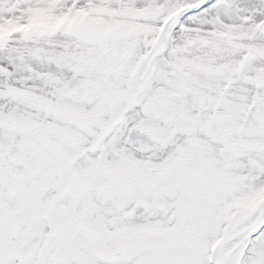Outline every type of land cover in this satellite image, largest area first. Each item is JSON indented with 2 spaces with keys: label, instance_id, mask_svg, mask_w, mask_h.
<instances>
[{
  "label": "snow or ice",
  "instance_id": "1",
  "mask_svg": "<svg viewBox=\"0 0 264 264\" xmlns=\"http://www.w3.org/2000/svg\"><path fill=\"white\" fill-rule=\"evenodd\" d=\"M0 264H264V0H0Z\"/></svg>",
  "mask_w": 264,
  "mask_h": 264
}]
</instances>
